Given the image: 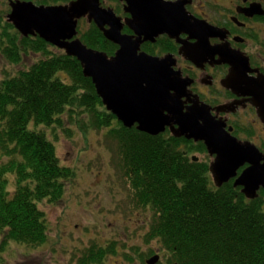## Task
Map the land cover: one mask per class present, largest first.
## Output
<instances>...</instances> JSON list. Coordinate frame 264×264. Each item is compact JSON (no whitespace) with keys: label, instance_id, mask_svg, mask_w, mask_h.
<instances>
[{"label":"trees","instance_id":"1","mask_svg":"<svg viewBox=\"0 0 264 264\" xmlns=\"http://www.w3.org/2000/svg\"><path fill=\"white\" fill-rule=\"evenodd\" d=\"M7 32L0 29L2 56L18 63L28 51L41 49L43 55L28 69L0 76V250L11 239L44 243L49 226L39 203L59 200L74 177L60 164L43 128L67 121L102 128L114 120L100 109L101 100L76 58L39 37L18 41L17 31ZM96 34L92 27V37L84 41L110 53L112 43L95 40ZM117 130L111 132L118 134L120 166L131 183L129 198L149 213L143 220L149 223V237L175 251L183 264H264L260 203L247 201L230 185H210L206 165L188 160L174 143L167 147L161 135ZM11 173L18 179L13 193L7 187Z\"/></svg>","mask_w":264,"mask_h":264},{"label":"water","instance_id":"2","mask_svg":"<svg viewBox=\"0 0 264 264\" xmlns=\"http://www.w3.org/2000/svg\"><path fill=\"white\" fill-rule=\"evenodd\" d=\"M153 4L131 0L132 19L130 24L137 35V41L121 33L122 23L110 8L103 7L100 0H72L67 4L35 5L31 1L11 3L9 21L24 35H39L51 44L64 49L69 56L78 59L82 72L90 77L102 103L114 113L125 126L136 123L137 129L150 134H158L171 127L174 135H185L194 139H204L211 154H216L210 165L217 185L236 175V169L245 161L252 163L244 169L235 184L244 185L243 192L253 198L259 185L264 186V166H258L263 156L251 144L239 143L223 130V125L209 117L207 107L192 100V106L183 109V96L187 79L174 69L175 60L171 54L163 57L149 56L139 52L142 39L150 38L151 33L168 31L177 25L190 23L191 17L183 10L176 13L175 5L168 7L166 2L153 0ZM169 11L172 13L168 16ZM87 16L94 20L104 35L119 44L113 56L103 51L88 48L77 35L78 19ZM193 22H198L193 19ZM109 27L106 28L105 26ZM195 46L207 44V36L197 30ZM74 38L73 41H67ZM185 43L180 48L187 58L195 60L203 55L196 48L189 51ZM138 51V53H137ZM194 53V54H193ZM193 57H192V55ZM259 115L264 122V99L256 101ZM174 124L178 127L174 128ZM235 164V165H234ZM157 256L149 263H154Z\"/></svg>","mask_w":264,"mask_h":264},{"label":"rangeland","instance_id":"3","mask_svg":"<svg viewBox=\"0 0 264 264\" xmlns=\"http://www.w3.org/2000/svg\"><path fill=\"white\" fill-rule=\"evenodd\" d=\"M53 2L46 0V5ZM0 9V29L4 33H16L8 20L9 8L0 4ZM86 29L87 26L82 30ZM21 37L19 33L16 39L19 41ZM94 39L98 41L102 37L96 36ZM1 52L0 49V76L28 68L43 55L41 49H36L35 52L22 54L20 62L11 63L6 59L8 56H2ZM99 107L106 110L104 106ZM81 111L83 109H79ZM57 124L49 126L47 130L43 128L44 134L54 145L60 164L70 168L69 171L74 172V177L68 181L67 190L59 200L53 202L45 198L39 203L46 213L49 226L46 241L39 245L26 244L15 239L7 243L4 241L0 250V264H77L79 255L94 239L137 242L126 228L144 227L143 222L140 223L149 215L142 208L131 207V185L124 178L117 152L118 134L115 136L111 132L127 128L116 120L101 129L95 124L81 127L73 121H67L64 126ZM168 144L171 145L172 141ZM174 146L177 150H182L188 160L201 162L207 168L212 161L207 148L201 142L186 140L180 136L174 141ZM17 181V176L11 173L7 187L12 193L17 187ZM138 243L144 250L151 244L150 237L145 238L144 233ZM122 245L123 242L120 247L117 246L115 256L100 254L101 258L106 260L108 256L111 264L114 261L118 264H146L137 257V251L123 249Z\"/></svg>","mask_w":264,"mask_h":264},{"label":"flooded vegetation","instance_id":"4","mask_svg":"<svg viewBox=\"0 0 264 264\" xmlns=\"http://www.w3.org/2000/svg\"><path fill=\"white\" fill-rule=\"evenodd\" d=\"M15 1H31L37 5L46 4V0H0L11 10V3ZM107 1H110L109 3ZM138 3L153 4V0H136ZM175 5L176 13L184 10L191 17L190 23L177 25L171 29L175 36L168 31L151 33L145 39V33L140 34L142 42L139 52L149 56H163L171 53L176 60V69L183 76L189 78L188 95L184 98V110L192 106V100L204 103L210 119L219 123L225 122V127L240 141L256 145L264 152V122L262 121L256 101L264 99V0H161ZM102 4L111 8L122 22L121 32L128 36H136L130 24L132 19L131 0H101ZM0 11H2L0 9ZM172 13L169 11L168 16ZM193 19L198 22L194 23ZM90 29L93 21L86 17L79 19L80 30ZM207 36V44L195 46L197 30ZM86 30H84L85 33ZM187 43L188 50L195 51V60L180 53L182 43ZM118 48L112 42V53ZM194 54V53H193ZM192 55V54H191ZM193 57V55H192ZM175 126L174 128H176ZM170 133L166 129L164 138ZM182 136V135H180ZM180 136H172L167 141L174 143ZM184 137L186 140H192ZM183 140V139H180ZM193 141V140H192ZM247 163L237 169L239 174ZM233 183L234 178L230 179ZM240 194L245 197L242 186H236ZM242 191V192H241ZM246 199V197H245ZM256 203L264 207V186L260 185L256 191ZM136 235V234H135ZM141 237L139 234H137ZM137 243L140 238L134 237ZM108 241V240H107ZM109 246V242L105 243ZM138 247V244L134 245ZM129 246H127V249ZM84 248L83 251H85ZM82 251V253H83ZM87 264H111V258L98 261L94 254L83 255ZM159 255L158 264L174 263L160 248L154 247L152 253ZM165 254V255H164ZM109 255V254H107ZM114 255V254H112ZM147 255L142 258L146 261ZM95 259V260H93ZM113 264H118L114 261ZM136 264V263H133Z\"/></svg>","mask_w":264,"mask_h":264},{"label":"bare ground","instance_id":"5","mask_svg":"<svg viewBox=\"0 0 264 264\" xmlns=\"http://www.w3.org/2000/svg\"><path fill=\"white\" fill-rule=\"evenodd\" d=\"M70 1H72V0H65V1H56V2H53V3H50V4H47V5H59V4H67V3H69ZM34 3V2H33ZM100 3H101V5L103 6V7H106V8H109L108 6H105V5H103L102 4V2H101V0H100ZM35 4V3H34ZM35 5H37V4H35ZM42 5H46V4H42ZM111 9V8H110ZM10 12H11V10H10ZM9 12V13H10ZM9 13H8V15H9ZM114 13V12H113ZM115 15V14H114ZM116 16V15H115ZM82 17H86L87 19H88V17L87 16H82ZM81 17V18H82ZM116 17H118V16H116ZM80 19V18H79ZM79 19H78V23H77V35L74 37V38H79L80 40H81V42H85L84 41V38L86 37V38H88L89 36H91L90 35V31H91V29H92V27H95L97 30H98V32H99V34H96V36L97 37H99V36H101L104 40H106L108 43H115L114 41H112V40H110V39H108L105 35H104V32L96 25V23L94 22V20L92 19V20H90V21H93V23H94V25L93 26H90V30H88V29H86V31H85V33H84V31L81 29L80 30V26H79ZM120 19V18H119ZM89 20V19H88ZM11 23H12V21H10ZM121 22V21H120ZM122 23V22H121ZM12 25L14 26V24L12 23ZM106 28H108L109 26L108 25H106L105 26ZM14 29L17 31V34L19 35V33H20V35L22 36V37H39V38H41L39 35H28V36H26V35H24V34H22L15 26H14ZM122 33V32H121ZM123 34V33H122ZM137 34V33H136ZM123 35H125V34H123ZM128 36V35H127ZM92 37V36H91ZM130 37V36H129ZM138 37H139V34L138 35H136V36H134V37H132L131 36V39H132V41H137L138 40ZM74 38H70V39H68L67 41H69V42H71V41H73L74 40ZM42 40H44L43 38H41ZM142 39V38H141ZM44 42H46L48 45H50V46H53V47H55L56 49H58V50H60V51H63V53H65V50L64 49H61V48H59V47H57V46H55V45H53V44H51L50 42H47L46 40H44ZM182 43V45H184L185 43H183V42H181ZM117 44V43H116ZM85 45L88 47V48H93V49H96V50H98V51H102V49H97V48H94V47H92V46H89L86 42H85ZM118 45V48L120 47V45L119 44H117ZM182 47V46H181ZM117 48V49H118ZM116 49V50H117ZM116 50L112 53V51H110V53L109 52H107V51H103V52H105V53H107L108 54V56H113L114 54H115V52H116ZM180 51V50H179ZM31 52H34V51H31ZM137 53H138V51H137ZM66 54V53H65ZM139 54V53H138ZM166 54H171V53H166ZM166 54H164V55H166ZM181 54H183V53H181ZM163 55V56H164ZM172 55V54H171ZM163 56H153V57H163ZM72 57H74V56H72ZM172 57H173V55H172ZM74 58H76V57H74ZM7 60L9 59L10 60V62L12 63L13 62V60L12 59H10V58H6ZM40 59V58H39ZM77 59V58H76ZM173 59L175 60V58L173 57ZM189 59V58H188ZM78 60V59H77ZM192 61V60H191ZM36 62V61H35ZM81 65V64H80ZM175 66H176V60H175V65H174V69H176L175 68ZM82 67V66H81ZM25 69H28V68H25ZM176 70H178V71H180L179 69H176ZM83 73V72H82ZM180 74H181V76L183 77V78H185V79H187L188 81H187V85H186V90H188V85H189V83H190V80H189V78H187L186 76H183L182 75V73H181V71H180ZM84 75V74H83ZM85 76V75H84ZM85 77H87V76H85ZM90 78V77H89ZM91 79V78H90ZM91 81H92V79H91ZM92 84H93V86H94V83L92 82ZM94 89H95V92H96V95L99 97V95H98V93H97V91H96V88H95V86H94ZM188 92V91H187ZM185 96H187V95H185ZM185 96H183L182 97V99H183V101H184V98H185ZM100 98V97H99ZM100 100H101V98H100ZM199 102V101H198ZM101 103H102V101H101ZM202 103V102H201ZM185 104V103H184ZM184 104H183V106H184ZM204 104V103H203ZM102 105L105 107V109L108 111V112H110L112 115H113V117H114V120H116V122L119 124V122L122 124V126L123 127H125V125L123 124V122L122 121H120L118 118H117V116L114 114V113H112L110 110H108L107 108H106V106L102 103ZM113 120V121H114ZM136 125V123L134 124V125H132V126H135ZM102 128H105V127H102ZM101 129V128H100ZM62 165V164H61Z\"/></svg>","mask_w":264,"mask_h":264}]
</instances>
